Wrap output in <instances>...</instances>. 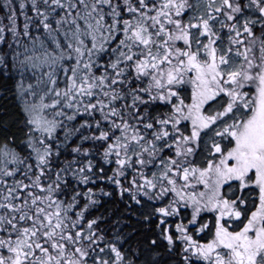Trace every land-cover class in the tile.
<instances>
[{
    "label": "snow or ice",
    "instance_id": "6c2138e0",
    "mask_svg": "<svg viewBox=\"0 0 264 264\" xmlns=\"http://www.w3.org/2000/svg\"><path fill=\"white\" fill-rule=\"evenodd\" d=\"M0 264H264V0H0Z\"/></svg>",
    "mask_w": 264,
    "mask_h": 264
},
{
    "label": "trees",
    "instance_id": "16d2710c",
    "mask_svg": "<svg viewBox=\"0 0 264 264\" xmlns=\"http://www.w3.org/2000/svg\"><path fill=\"white\" fill-rule=\"evenodd\" d=\"M0 104H8L9 106H11L10 101H0Z\"/></svg>",
    "mask_w": 264,
    "mask_h": 264
}]
</instances>
